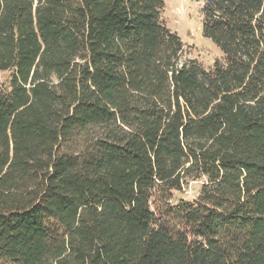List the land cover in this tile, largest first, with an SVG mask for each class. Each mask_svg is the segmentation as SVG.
Wrapping results in <instances>:
<instances>
[{
	"label": "trees",
	"instance_id": "16d2710c",
	"mask_svg": "<svg viewBox=\"0 0 264 264\" xmlns=\"http://www.w3.org/2000/svg\"><path fill=\"white\" fill-rule=\"evenodd\" d=\"M163 9L0 0V264H264V0Z\"/></svg>",
	"mask_w": 264,
	"mask_h": 264
},
{
	"label": "rangeland",
	"instance_id": "374dc122",
	"mask_svg": "<svg viewBox=\"0 0 264 264\" xmlns=\"http://www.w3.org/2000/svg\"><path fill=\"white\" fill-rule=\"evenodd\" d=\"M202 0H164L162 21L164 26L179 36L184 44L183 60L195 61L204 69H209L222 59L220 52L201 33ZM8 73H0V85L6 86ZM201 182L193 181L180 192L173 194V202L194 201L199 193Z\"/></svg>",
	"mask_w": 264,
	"mask_h": 264
}]
</instances>
